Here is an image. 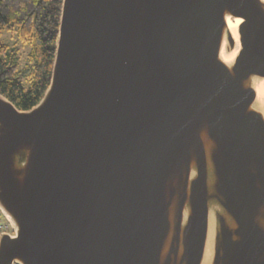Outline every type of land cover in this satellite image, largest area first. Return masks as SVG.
I'll return each mask as SVG.
<instances>
[{"label":"water","instance_id":"obj_1","mask_svg":"<svg viewBox=\"0 0 264 264\" xmlns=\"http://www.w3.org/2000/svg\"><path fill=\"white\" fill-rule=\"evenodd\" d=\"M255 81L264 0H62L43 96L0 94V264H264Z\"/></svg>","mask_w":264,"mask_h":264},{"label":"trees","instance_id":"obj_2","mask_svg":"<svg viewBox=\"0 0 264 264\" xmlns=\"http://www.w3.org/2000/svg\"><path fill=\"white\" fill-rule=\"evenodd\" d=\"M62 0H0V30L28 45L23 64L17 47L0 40V94L20 110L47 89L55 55Z\"/></svg>","mask_w":264,"mask_h":264},{"label":"rangeland","instance_id":"obj_3","mask_svg":"<svg viewBox=\"0 0 264 264\" xmlns=\"http://www.w3.org/2000/svg\"><path fill=\"white\" fill-rule=\"evenodd\" d=\"M0 40L10 47L14 46L18 48V54H19L18 61L20 64H23L25 61V55L29 48L28 45L18 41L15 34L7 30H0Z\"/></svg>","mask_w":264,"mask_h":264},{"label":"bare ground","instance_id":"obj_4","mask_svg":"<svg viewBox=\"0 0 264 264\" xmlns=\"http://www.w3.org/2000/svg\"><path fill=\"white\" fill-rule=\"evenodd\" d=\"M239 23L238 19L231 20L227 19V26L230 30V32L235 36V28L237 24ZM221 56L225 60H229L232 57V54H225L224 52H221ZM255 91H256V101L260 105V107L264 106V82L262 81H255L254 83Z\"/></svg>","mask_w":264,"mask_h":264},{"label":"built area","instance_id":"obj_5","mask_svg":"<svg viewBox=\"0 0 264 264\" xmlns=\"http://www.w3.org/2000/svg\"><path fill=\"white\" fill-rule=\"evenodd\" d=\"M4 232L13 234L10 224L7 222V220L0 211V234Z\"/></svg>","mask_w":264,"mask_h":264}]
</instances>
